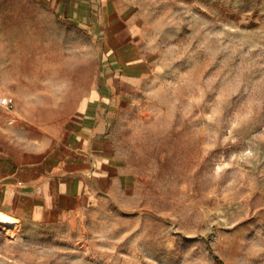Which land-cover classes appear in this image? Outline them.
<instances>
[{
    "label": "rangeland",
    "instance_id": "rangeland-1",
    "mask_svg": "<svg viewBox=\"0 0 264 264\" xmlns=\"http://www.w3.org/2000/svg\"><path fill=\"white\" fill-rule=\"evenodd\" d=\"M121 5L149 65L111 106L121 185L75 212L0 226V260L264 264V0ZM89 32L32 0H0V105L45 106L56 123L74 102L64 95L105 75L110 56ZM44 93L60 98L32 99Z\"/></svg>",
    "mask_w": 264,
    "mask_h": 264
},
{
    "label": "crops",
    "instance_id": "crops-1",
    "mask_svg": "<svg viewBox=\"0 0 264 264\" xmlns=\"http://www.w3.org/2000/svg\"><path fill=\"white\" fill-rule=\"evenodd\" d=\"M32 1L67 22L87 25L91 36L101 33L103 50L110 57L105 75L97 69L86 88L64 95L74 102L56 123H47L50 111L45 106L0 105V212L8 226L39 223L113 196L123 178L106 133L111 106L123 95L122 89L137 84L149 68L131 17L124 14L125 0ZM4 51L0 45V62ZM22 56L19 60L29 59ZM75 65L67 60L65 67ZM33 98L60 97L44 93Z\"/></svg>",
    "mask_w": 264,
    "mask_h": 264
},
{
    "label": "bare ground",
    "instance_id": "bare-ground-1",
    "mask_svg": "<svg viewBox=\"0 0 264 264\" xmlns=\"http://www.w3.org/2000/svg\"><path fill=\"white\" fill-rule=\"evenodd\" d=\"M4 101V105L6 106V101H7V99H5V100H3ZM2 106V105H1ZM9 109V108H8ZM0 226H8L7 224H6V218H5V216L0 212ZM6 230L8 229V228H5Z\"/></svg>",
    "mask_w": 264,
    "mask_h": 264
},
{
    "label": "built area",
    "instance_id": "built-area-1",
    "mask_svg": "<svg viewBox=\"0 0 264 264\" xmlns=\"http://www.w3.org/2000/svg\"><path fill=\"white\" fill-rule=\"evenodd\" d=\"M6 106H7L8 108H12L13 103H12V99H11V98H8V99H7V101H6Z\"/></svg>",
    "mask_w": 264,
    "mask_h": 264
},
{
    "label": "trees",
    "instance_id": "trees-1",
    "mask_svg": "<svg viewBox=\"0 0 264 264\" xmlns=\"http://www.w3.org/2000/svg\"><path fill=\"white\" fill-rule=\"evenodd\" d=\"M219 263L223 264L222 262H220L219 258H215Z\"/></svg>",
    "mask_w": 264,
    "mask_h": 264
}]
</instances>
